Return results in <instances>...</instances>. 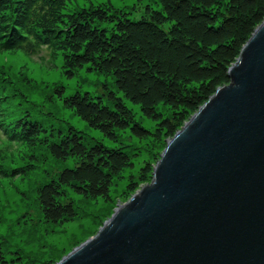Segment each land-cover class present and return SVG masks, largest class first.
<instances>
[{"label":"trees","instance_id":"16d2710c","mask_svg":"<svg viewBox=\"0 0 264 264\" xmlns=\"http://www.w3.org/2000/svg\"><path fill=\"white\" fill-rule=\"evenodd\" d=\"M71 1L0 0V51L34 55L46 48L50 57H60L68 78L81 68L107 77L114 90L103 84L101 95L76 91L62 102L89 128L118 144V131L138 141L165 143L217 87L228 83V67L264 19V0H157L159 10L146 4L138 18L105 5L62 12ZM123 100L138 106L152 127L136 121ZM2 127L7 141L24 146H33L42 130L24 116ZM41 143L53 159L73 163L36 187L38 209L49 224L76 216L66 190L109 201L112 179L132 168L126 145L108 147L72 127L54 142L41 138ZM151 171L144 162L135 179L128 176L126 192L146 183ZM14 172L25 170L0 168V177Z\"/></svg>","mask_w":264,"mask_h":264},{"label":"water","instance_id":"95a60500","mask_svg":"<svg viewBox=\"0 0 264 264\" xmlns=\"http://www.w3.org/2000/svg\"><path fill=\"white\" fill-rule=\"evenodd\" d=\"M149 182L54 264H264V19Z\"/></svg>","mask_w":264,"mask_h":264},{"label":"rangeland","instance_id":"374dc122","mask_svg":"<svg viewBox=\"0 0 264 264\" xmlns=\"http://www.w3.org/2000/svg\"><path fill=\"white\" fill-rule=\"evenodd\" d=\"M146 4L154 10L160 9L157 0H73L66 4L62 12L70 13L90 5H105L111 10L127 13L129 18H138ZM60 64V57H50L46 48H41L34 55L24 54L20 50L0 51L2 126H14L15 120L22 121L24 116L26 120L39 124L42 129L39 136L50 143L59 134H66L67 127H72L85 139L100 141L105 146L126 145L124 150L131 155L132 168L112 179L109 201L85 199L66 190L67 198L75 207L76 216L59 224H49L43 221L38 209L36 187L54 177L62 168L72 167V160L53 159L41 143L40 137L36 138L33 146L11 143L3 136L1 129L4 127L1 126L0 168L5 172L15 168L25 170L23 175L14 172L12 177H0V248L5 257L4 264H54L93 236L114 209L143 184L127 193L128 176L135 179L144 162L153 167L165 145L154 144L151 140L138 141L127 131H118V144L89 128L63 105L62 98L76 91L101 95L105 91L103 84L110 90L114 89L107 77L85 68L77 70L68 78L62 72ZM123 102L131 109L136 121L143 127H152V123L141 116L138 106L126 100Z\"/></svg>","mask_w":264,"mask_h":264}]
</instances>
